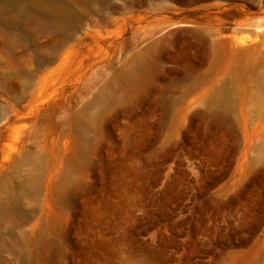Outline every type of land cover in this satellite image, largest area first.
Listing matches in <instances>:
<instances>
[{"label": "rangeland", "instance_id": "rangeland-1", "mask_svg": "<svg viewBox=\"0 0 264 264\" xmlns=\"http://www.w3.org/2000/svg\"><path fill=\"white\" fill-rule=\"evenodd\" d=\"M0 124V264H264V0H0Z\"/></svg>", "mask_w": 264, "mask_h": 264}, {"label": "bare ground", "instance_id": "bare-ground-1", "mask_svg": "<svg viewBox=\"0 0 264 264\" xmlns=\"http://www.w3.org/2000/svg\"><path fill=\"white\" fill-rule=\"evenodd\" d=\"M238 40H239L238 43L241 45H246V44L250 43L251 41H253L250 36H244ZM234 43H235V41H234ZM209 105L211 107H214V108H220V107H222V102H221V100H218V99L217 100H211Z\"/></svg>", "mask_w": 264, "mask_h": 264}, {"label": "water", "instance_id": "water-1", "mask_svg": "<svg viewBox=\"0 0 264 264\" xmlns=\"http://www.w3.org/2000/svg\"><path fill=\"white\" fill-rule=\"evenodd\" d=\"M183 25V23H172L171 26Z\"/></svg>", "mask_w": 264, "mask_h": 264}, {"label": "built area", "instance_id": "built-area-1", "mask_svg": "<svg viewBox=\"0 0 264 264\" xmlns=\"http://www.w3.org/2000/svg\"><path fill=\"white\" fill-rule=\"evenodd\" d=\"M1 125V124H0Z\"/></svg>", "mask_w": 264, "mask_h": 264}]
</instances>
